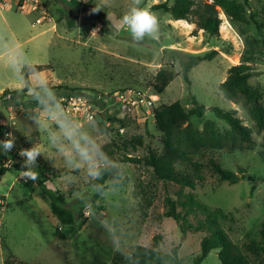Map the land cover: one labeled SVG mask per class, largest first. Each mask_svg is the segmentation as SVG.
<instances>
[{"label": "rangeland", "instance_id": "1", "mask_svg": "<svg viewBox=\"0 0 264 264\" xmlns=\"http://www.w3.org/2000/svg\"><path fill=\"white\" fill-rule=\"evenodd\" d=\"M173 1L143 0L141 7L147 6L158 16L160 30L157 39L146 37L135 43L120 26L131 0H42V10L26 11L17 7V1L0 0V93L6 89L18 92L0 101V140L7 132L15 137L10 152L0 150V171L8 170L0 174V264H129L137 245L166 252L180 246L184 264H194L204 234L183 235L178 224L165 216V198L168 192L177 198L176 188L170 186L167 192L151 168L124 162V153L118 149L125 140L141 138L142 145L130 148L129 155L145 158L149 148L161 153L162 134L155 122L132 116L119 120L112 114L103 116L109 126L99 120L88 122L72 116L64 102L78 93L125 88L154 96L157 107L179 101L189 109L193 106L191 92L206 107L202 118L189 121L199 130L212 121L219 132L230 131L214 108L237 110L242 122L253 129L256 144L236 151L195 150L192 160L200 168L192 192L211 209L227 215L223 224L237 246L244 249L246 244L264 242V128L257 127L248 107L227 100L219 89L229 69L244 62L252 69L249 83L261 90L264 103V28L259 30L250 17L260 11L264 0H236L247 16L242 23L233 22L219 8L218 35L153 9ZM43 10L48 15L37 24ZM30 37L34 38L26 42ZM256 41L260 47L250 54L248 46ZM174 51L213 56L192 68L191 90ZM26 65H47L30 76L32 86L45 85L40 89L46 94L44 99L31 97L32 90L26 96L20 92L25 86L21 69ZM162 70L171 72L173 80L158 93L157 76ZM54 101L51 108H43ZM32 146L41 150L34 169L39 179L25 182L19 176L23 158L18 153ZM211 160L239 176L246 170L257 177L256 190L252 191L247 177L235 183L222 181ZM111 161L120 169V180L109 181L98 201L90 202L95 193L91 184L95 177L90 173ZM177 171L194 174L191 164H180ZM38 181L63 195L64 207L75 214L83 212L84 218L62 227ZM58 234L65 239L60 240ZM247 254L253 264H264V255ZM202 264H221L219 250H213Z\"/></svg>", "mask_w": 264, "mask_h": 264}, {"label": "trees", "instance_id": "2", "mask_svg": "<svg viewBox=\"0 0 264 264\" xmlns=\"http://www.w3.org/2000/svg\"><path fill=\"white\" fill-rule=\"evenodd\" d=\"M233 22H246L247 16L242 4L236 0H174L172 5L168 2L156 4L155 10H163L170 13L175 20H184L190 24H195L197 30H204L210 35H218L222 19L220 18V9ZM251 21L259 30L264 28V5L260 6V11L251 15ZM249 53L254 54L260 47L258 41L249 44ZM179 55L182 75L189 90L192 82L190 73L192 68L199 65L204 60H212L213 56L187 55L184 52L174 51ZM187 60L185 57H187ZM47 65H26L21 69L25 86L20 91L25 96L29 94L33 98L44 99L46 94L41 92V87H34L31 84L30 76L34 73L43 71ZM252 76V69L246 63L232 66L228 71L227 79L219 85L220 91L224 97L235 103L248 107L252 119L256 122L258 128H264V103L263 94L259 88L250 85L249 80ZM173 80V74L162 70L157 76L156 89L162 93L164 89ZM4 96L11 94L14 98L18 95L17 90L6 89ZM192 108H185L179 101L172 104H165L155 109V125L162 134L161 142L163 149L157 153L154 149H148V155L145 158L129 155V149L142 145L141 138L125 140L119 151H122L123 161L134 164H144L152 169L154 177L162 182L168 192L169 187L176 188L174 192L177 198L172 197L169 192L165 198L167 218L173 219L179 226L183 235L188 233H203L201 239V252L196 257L194 264H202L203 261L213 250H219V260L221 264H253L247 253L255 257L264 255V242L257 244L255 242L244 245V249L237 246L228 234L223 221L227 215L222 210H213L202 202L192 191L197 186V177L199 164L193 162L192 154L195 150L207 148L212 150L228 148L230 151L243 149L244 145L252 146L256 142L253 138V129L246 126L237 116V110H223L214 108L217 117L230 125L231 130L221 133L216 129L214 122H206L202 130L193 128L189 123L193 117L202 118L206 107L200 103L190 92ZM4 101V100H3ZM55 104L50 102L43 106L44 109L51 108ZM187 124V125H186ZM186 125L185 127H183ZM2 127H0V132ZM262 156L264 157V142L262 143ZM211 166L214 172L222 181L237 182L239 179L248 178L253 184L252 191L256 190L257 177L247 174L242 170V175L225 170L220 164L211 160ZM180 164H191L193 175L181 174L177 171ZM2 169L0 174L7 172ZM99 174L92 180V186L95 193L91 201L96 203L101 195L108 188L109 181L120 180V169L114 162L108 164L102 163L98 166ZM199 179V178H198ZM125 180V179H124ZM121 184L123 182H120ZM119 184V185H121ZM38 186L50 198L51 210L58 219L60 225H73L84 218V214L78 211L75 214L70 209L64 207L66 199L59 192L47 187L44 181H38ZM186 189L191 192H185ZM60 240L65 236L57 235ZM180 246L174 247L171 251H161L158 247H149L137 245L130 255L129 264H184L179 255ZM8 263V262H7ZM20 264H27L20 262Z\"/></svg>", "mask_w": 264, "mask_h": 264}, {"label": "built area", "instance_id": "3", "mask_svg": "<svg viewBox=\"0 0 264 264\" xmlns=\"http://www.w3.org/2000/svg\"><path fill=\"white\" fill-rule=\"evenodd\" d=\"M5 4L7 6V2ZM17 7L21 11L29 9L42 10L43 3L42 0H17ZM46 15H48V12L43 10L41 17L36 20V23H42ZM11 98V94L4 96L3 92L0 93V101L2 102ZM64 102L67 104L68 112L75 118H82V120L88 122L99 120L108 126L107 122L109 121L103 118L106 114H112L119 120L120 117L132 116L138 120L152 119L155 122V109L157 108V101L154 96L134 88H125L108 93H78L70 96ZM9 126L10 124L6 127L7 131Z\"/></svg>", "mask_w": 264, "mask_h": 264}, {"label": "clouds", "instance_id": "4", "mask_svg": "<svg viewBox=\"0 0 264 264\" xmlns=\"http://www.w3.org/2000/svg\"><path fill=\"white\" fill-rule=\"evenodd\" d=\"M143 0H131V6L126 13L120 18V26L127 30L131 39L135 43L142 42L146 37L157 39L160 30V21L158 16L152 12L147 6L141 7ZM99 8L93 9L98 11ZM96 32L93 29L92 33ZM45 87V85H41ZM50 91V90H49ZM15 147V137L11 132L5 134V139L0 140V150L4 153L10 152ZM86 151V150H85ZM23 158L21 171H19L20 179L25 182L39 179L37 168V159L41 156V150L37 146L21 149L18 153ZM92 176H97L98 172L90 173Z\"/></svg>", "mask_w": 264, "mask_h": 264}, {"label": "crops", "instance_id": "5", "mask_svg": "<svg viewBox=\"0 0 264 264\" xmlns=\"http://www.w3.org/2000/svg\"><path fill=\"white\" fill-rule=\"evenodd\" d=\"M16 1H17V0H13V2H15V4H16ZM32 26H33V25H32ZM15 35H16V34H15ZM33 38H34V37H30V38H28V39L26 40V42H27V41H30V40L33 39ZM3 89H4V88H2L1 90H3Z\"/></svg>", "mask_w": 264, "mask_h": 264}]
</instances>
